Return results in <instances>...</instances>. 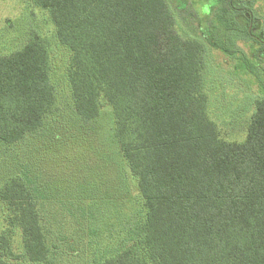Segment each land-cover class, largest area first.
Masks as SVG:
<instances>
[{
    "label": "trees",
    "instance_id": "obj_1",
    "mask_svg": "<svg viewBox=\"0 0 264 264\" xmlns=\"http://www.w3.org/2000/svg\"><path fill=\"white\" fill-rule=\"evenodd\" d=\"M32 1L48 11L69 51L76 115L92 120L102 104L111 106L114 148L86 152L75 176L87 179L70 197L61 191L65 198H53L25 168L3 175L0 264H62L81 251L72 242L84 238L75 233L98 235L93 206L128 213L100 264H264V97L253 100L245 139L228 141L208 115L204 90L208 45L230 56L235 51L211 26L207 37L178 33L168 0ZM238 1H220L214 12L227 31L236 30ZM251 2L240 0L238 8ZM246 13L241 32L256 48L254 60L241 58L253 70L256 59L264 61V38ZM54 97L49 52L33 33L21 48L0 55V144L37 131ZM127 170L141 212L128 208Z\"/></svg>",
    "mask_w": 264,
    "mask_h": 264
},
{
    "label": "rangeland",
    "instance_id": "obj_2",
    "mask_svg": "<svg viewBox=\"0 0 264 264\" xmlns=\"http://www.w3.org/2000/svg\"><path fill=\"white\" fill-rule=\"evenodd\" d=\"M168 2L177 14L175 29L178 33L202 38L206 26L210 25L212 35L235 51L230 56L208 45L204 90L208 97V115L215 122L220 137L228 141H243L246 122L255 110L253 100L264 97V61L256 59L258 69L251 70L241 58L245 54L246 60L252 61L250 55H253L256 48L251 39L238 32L244 26L243 19L237 18V31H227L211 12L206 17L200 10L204 8L202 3L213 4L214 0ZM249 7L254 14L253 31L264 37V0H252ZM33 33L42 38L49 52L50 78L55 89L54 103L52 111L37 131L16 144H0V181L4 174L20 172L25 168L33 175L31 177L34 181H42V185L52 191L53 198H65L60 196L61 191L70 197L69 190L78 189L87 179L85 176L77 177L79 174L75 176L77 170L82 168L86 152L96 154L103 147L114 148L113 145L110 146L113 143L112 109L109 104L104 103L96 118L80 119L74 111L66 76L69 51L57 40L55 26L48 11L32 0H0V55L21 48ZM99 137L101 140H98ZM94 157L95 155H91V158ZM127 172L131 191L128 208L133 213L141 212L142 200L136 180L128 170ZM57 173H60V178L55 181ZM55 185L60 190L53 189ZM92 210L93 217L98 221V235L88 237L89 234L93 235L91 229L75 233L84 238L72 242L81 251L70 255V258H64L62 264H100L117 245V234L126 225L122 219L127 218L128 213L122 209L118 213H111L103 207L95 206ZM2 214L0 205V227ZM14 242V249L19 251L21 246L18 234L14 236Z\"/></svg>",
    "mask_w": 264,
    "mask_h": 264
},
{
    "label": "flooded vegetation",
    "instance_id": "obj_3",
    "mask_svg": "<svg viewBox=\"0 0 264 264\" xmlns=\"http://www.w3.org/2000/svg\"><path fill=\"white\" fill-rule=\"evenodd\" d=\"M222 2L223 0H216V2H215V0H214V2H213V0H212V2H213V4L215 3V5H213L212 3L210 4V3H207V2H204V3H202V6L204 5V8L203 9H200L201 10V12H203V14L206 16V17H209V15H210V12H211V14L212 15H214V12H215V10L217 9V7H219V6H221L222 4H220L219 2ZM209 2H211V1H209ZM251 4V3H250ZM250 4L249 5H246V4H244L243 6H244V10H240L239 8H238V6L240 5V0L238 1V3H236V11H235V13H236V15H235V17H236V24L238 23V20H237V18H242V16L243 17H247V13H246V11H249L250 13H251V15H252V19H253V23H254V14H253V11H252V9L249 7L250 6ZM235 9V8H234ZM209 27H210V25H209ZM209 27H207L206 26V29H205V37H207L208 35H210V33L208 32L210 29H209ZM253 28H254V26H253ZM253 28H252V31H253ZM236 31H237V29H236ZM238 32H240L241 33V31H238ZM254 32V31H253ZM256 33V32H255ZM243 35V34H242ZM262 37V36H261ZM264 38V37H263ZM252 41V40H251ZM253 42V41H252ZM245 55V54H244ZM246 56V55H245ZM250 60H254L252 57H254L252 54L250 55ZM249 59V58H248ZM258 65V64H257ZM257 69H258V66L256 67ZM250 69H251V67H250Z\"/></svg>",
    "mask_w": 264,
    "mask_h": 264
}]
</instances>
